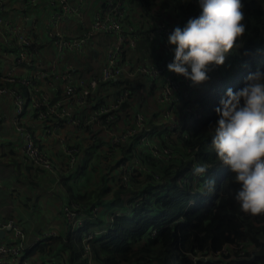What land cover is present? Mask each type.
I'll return each instance as SVG.
<instances>
[{
	"label": "trees",
	"instance_id": "16d2710c",
	"mask_svg": "<svg viewBox=\"0 0 264 264\" xmlns=\"http://www.w3.org/2000/svg\"><path fill=\"white\" fill-rule=\"evenodd\" d=\"M130 2L138 3L144 17L172 9L182 22L201 11L197 0ZM241 2L246 32L226 54L224 65L210 66L209 79L182 109L184 126L167 144L175 154L167 160L141 154L147 172L134 187L120 183L113 189L104 173L96 187L72 189L66 177L67 199L79 204L83 212L77 210L86 219L79 227L67 225L65 233L35 242L24 249V256L38 252L52 264H85L81 237L102 230L89 241L94 264H264V213L241 211L234 199L239 187L234 174L211 146L212 127L219 118L215 109L227 90H241L249 74L264 72V0ZM141 34L150 41L146 31ZM165 130L171 134V128ZM157 136L166 144L162 131ZM132 147H122L123 155L113 161L123 162ZM198 163L208 166L203 176L192 174ZM213 177L215 191L209 193L205 181ZM90 181L87 177V184ZM97 204L102 211L92 218ZM201 253L208 256L200 258Z\"/></svg>",
	"mask_w": 264,
	"mask_h": 264
},
{
	"label": "crops",
	"instance_id": "0c3cea01",
	"mask_svg": "<svg viewBox=\"0 0 264 264\" xmlns=\"http://www.w3.org/2000/svg\"><path fill=\"white\" fill-rule=\"evenodd\" d=\"M49 1L0 0V76L12 78L5 80L9 91L0 96V221L13 219L21 226L24 248L32 246L36 237L45 233H53V236L65 233V203L83 212L79 204L67 199L65 178L68 177L72 189L96 187L97 183L93 184L92 180L91 184L86 182L92 175L91 169L102 156H108L111 141L124 128V114L137 110L123 105L116 110L112 120H88L90 103L110 95L114 98L118 92L111 83L100 80L102 68L107 63V52L118 44V40L104 32L87 34L100 0H55L54 6H50ZM128 11L130 27L137 29L147 22L138 3H128ZM56 12L60 13L57 18ZM150 21L155 24L159 21L158 15L151 16ZM19 35L26 36L29 41H21ZM62 37L83 38L84 42L65 48L60 45ZM149 40L140 37L133 48L125 47L121 52L122 75L129 70L136 73L131 85L140 90L146 87L136 69L140 63H147V51L153 47L150 37ZM142 55L146 56L143 62L139 61ZM92 78L98 79L97 86L91 90L84 105H79L76 96ZM19 96L22 101L20 111L17 108ZM34 97L45 102L41 109L47 111L53 106L54 111L40 117L32 103ZM68 103L73 106L75 120L57 115L56 106ZM163 112V108L156 105L147 114V124ZM156 122L160 121L157 119ZM17 125L29 129L58 166V171L48 172L26 161ZM153 126L160 128L156 124ZM69 149H72L70 155ZM137 152L142 153V150ZM71 158L70 166L68 160ZM120 170L112 168L108 174L118 177ZM109 186L112 187L111 181ZM94 211L99 214L102 207L97 204L91 214ZM26 256L37 263L44 264L49 260L47 255L38 252Z\"/></svg>",
	"mask_w": 264,
	"mask_h": 264
},
{
	"label": "built area",
	"instance_id": "2783aa9c",
	"mask_svg": "<svg viewBox=\"0 0 264 264\" xmlns=\"http://www.w3.org/2000/svg\"><path fill=\"white\" fill-rule=\"evenodd\" d=\"M33 1V0H31ZM61 0L60 2H62ZM57 1L50 0V6L56 5ZM159 21L155 24L150 21V16L147 15V22L143 25H139L138 28L130 27L127 24V17L129 14L127 0H100V6L93 16V19L89 23L87 34L91 32H104L118 40V44H115L107 52V63L102 68L100 74V80L111 83L118 89L114 98L111 95L107 99L98 100L97 103H90L91 112L88 116L90 121H98L102 118L112 120L114 118L116 110H120L123 105L136 107V111L132 114H124V128L119 132V135L114 137L109 145V151L115 150L116 146L120 142H125L129 138L135 136L140 130L141 134L138 136L136 142L132 147L131 153L135 152L136 157H140L141 154L147 156L149 151V145L158 147L162 144L161 139L157 136L159 131L163 132V129L168 124L167 120H171L172 112L175 114L181 113L184 106L188 107L192 101L197 85L174 72H170L167 65L174 60L175 45L168 43V36L176 28L183 29L187 22H182L171 9H168L166 13L159 11ZM59 12L55 13L57 18ZM141 27V29H139ZM145 28V29H144ZM146 31L148 36L153 42V47L147 51V63H140L137 66L136 72L141 75V81L145 84L146 89L140 90L137 87H132L131 83L135 80L136 73L131 70L123 76L121 52L125 47L133 48L141 32ZM19 39L23 42H28L29 39L26 36L19 35ZM84 42L83 38L69 39L62 37L60 39V45L65 48H72ZM155 45V46H154ZM146 56L142 55L139 61L143 62ZM6 76H0V96L6 94L9 91V86L5 84V80H9ZM98 79L92 78L88 81V85L81 89L80 93L76 96V101L79 105H84V102L89 98L91 90L97 86ZM134 86V85H133ZM149 88V92H147ZM138 95L139 101L134 100V96ZM156 96L157 104L163 108V113H158L153 118L154 122L147 124V100L153 99ZM33 106L37 109V114L40 117H46L47 114L54 111V107L50 106L47 111L40 107L45 102L37 97L32 99ZM18 111L22 108V101L19 96L17 101ZM58 108L57 115L63 119L75 120L72 104L56 106ZM146 111V112H145ZM162 121L156 122L157 119ZM165 122H164V119ZM183 122V121H182ZM160 126L156 128L157 133L153 134L149 138L148 131L154 124ZM184 124V123H182ZM187 127L190 129V122L187 120ZM163 127V128H162ZM172 129L171 126H166ZM17 130L20 133L22 143V153L26 161L35 167H40L48 172H56L59 170L55 162L47 155V153L41 148L37 140L34 139L28 128L22 125H17ZM164 135V133H163ZM166 137V135H164ZM166 139V138H165ZM160 154L158 157L162 160H167L175 154L173 149L169 146L168 151L163 147H158ZM138 149L142 150L137 152ZM69 155L72 153V149L68 150ZM131 156V155H130ZM130 158V157H129ZM128 158V159H129ZM73 159L68 160L69 165ZM124 162V161H123ZM125 171L124 169H122ZM127 169L126 171H128ZM147 170V169H146ZM144 170V171H146ZM125 171V172H126ZM147 172V171H146ZM98 214L93 212L92 218H95ZM63 217L68 226L79 227L86 219V215H82L77 208L65 203L63 205ZM112 216H110V219ZM0 230H4L3 237L0 238V264H40L35 261H29V256H24L23 237L24 232L21 226L13 219H7L6 221H0ZM99 231L90 230L83 234L81 242L83 246V253L86 257L85 264H94L92 262L90 239H92ZM53 236V233H45L36 237L35 242ZM44 264H52L51 260H48Z\"/></svg>",
	"mask_w": 264,
	"mask_h": 264
},
{
	"label": "clouds",
	"instance_id": "9594fccd",
	"mask_svg": "<svg viewBox=\"0 0 264 264\" xmlns=\"http://www.w3.org/2000/svg\"><path fill=\"white\" fill-rule=\"evenodd\" d=\"M200 15L186 26L176 27L168 36L175 45L170 72L182 75L193 85L209 79L210 66L224 65L226 54L237 46L246 25L241 0H197ZM218 120L212 127L211 146L218 159L234 174L239 185L234 199L240 209L253 216L264 213V72L259 69L247 77L246 86L233 91L215 109ZM206 164H194L192 174L203 176ZM216 180L209 178L205 188L215 191Z\"/></svg>",
	"mask_w": 264,
	"mask_h": 264
},
{
	"label": "rangeland",
	"instance_id": "374dc122",
	"mask_svg": "<svg viewBox=\"0 0 264 264\" xmlns=\"http://www.w3.org/2000/svg\"><path fill=\"white\" fill-rule=\"evenodd\" d=\"M168 10V9H167ZM108 34V33H107ZM198 87H196V93L202 89L203 87V83L197 85ZM155 96V95H154ZM134 100L139 101L140 98L138 97V95L136 94L134 96ZM157 104V100H156V96L152 99H148L147 100V114L149 115L150 111H153L154 108L156 107ZM171 116V120L168 119L165 123L168 124L166 126H171L172 127V131L171 134L169 135V133L163 129V133L164 135H166V146L161 145L158 147H163L165 149H167L168 151H172L169 149V144L171 139H175L180 133H181V129L180 127L184 126L182 123V113H178L175 114L172 112ZM158 121H162L161 119H158ZM163 126V127H166ZM162 127V128H163ZM157 127L153 126L149 128L148 131V138L150 136H152L153 134L157 133L156 130ZM141 134V131L139 130L137 132V134L131 138H129L128 140H126L125 142H120L117 146L115 150H110L108 151V156L104 157L102 156V158H100V160L97 161L95 165V168L91 169L92 170V175H91V180L93 181V184L98 183L100 176L104 173L108 174V170L112 169V168H117L120 170V167L122 169H124L125 171L127 169H129L128 171H121L118 173V177L116 178V180H114V175L112 174H108V179L112 182V187L113 189L119 185L120 183H122L123 186H136V184H138V182L144 178V174L145 171L147 169V167H145L143 165V161L142 159H140V157H136L135 152L131 153V156L129 159H125L123 160L124 162H118V161H113L114 159H116L117 156H122V147H132L134 145V142L137 141L138 136ZM158 147L152 146V144L149 145V151H147V153L149 155H152L154 158H159L158 155L160 154V150ZM171 147V146H170ZM173 149V147H171ZM160 159V158H159ZM109 181V183H110ZM97 212L95 211V214ZM66 222V221H65ZM67 226V224H66ZM200 258H204L208 256L207 254H199Z\"/></svg>",
	"mask_w": 264,
	"mask_h": 264
},
{
	"label": "water",
	"instance_id": "95a60500",
	"mask_svg": "<svg viewBox=\"0 0 264 264\" xmlns=\"http://www.w3.org/2000/svg\"><path fill=\"white\" fill-rule=\"evenodd\" d=\"M29 23V21H28ZM3 234H4V230H0V238L3 237Z\"/></svg>",
	"mask_w": 264,
	"mask_h": 264
}]
</instances>
